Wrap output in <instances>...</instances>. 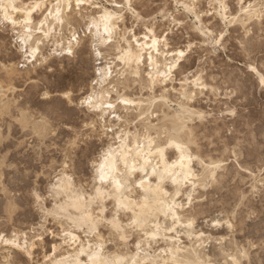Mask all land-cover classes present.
Returning a JSON list of instances; mask_svg holds the SVG:
<instances>
[{
    "label": "snow or ice",
    "instance_id": "1",
    "mask_svg": "<svg viewBox=\"0 0 264 264\" xmlns=\"http://www.w3.org/2000/svg\"><path fill=\"white\" fill-rule=\"evenodd\" d=\"M113 6L140 17L137 11L140 6L134 5L131 0L121 4H115L113 0ZM102 8L104 11L100 17L97 19L92 13L89 21L87 11ZM177 8H182L189 18H195L197 23L194 30L199 34L197 39L202 37L213 49H217L224 40V28L241 22L245 25L244 34L248 35V40L243 44L247 49L255 35L248 34L249 21L259 19L261 50L264 52V0H210L207 10L197 0H183ZM9 10L17 15H10ZM0 13L3 14L0 23L11 24L18 40L16 43L9 38L0 47V79L9 75L15 79V73H23L26 69L30 74L27 77L29 84L36 87L37 95L43 103L53 105L52 111L42 109L37 116L31 108L26 110L22 101L13 105L7 99L12 92L10 85L7 93L0 86V169H7L12 156L6 150H17L13 141L20 139L17 133L23 130V139L31 136L32 145L39 146L42 157L39 163L45 165L43 170L37 166L35 179L43 184L42 177L45 174L48 176V186L46 190H41L33 187V176L28 175L25 181L28 206L40 214L41 226L54 225L51 233L47 227L43 231L33 228L31 235L24 232L21 242L15 229V218L22 202L11 185L6 182L0 184V216L4 218V224L0 225V244L7 246L12 253L0 264H197L182 259L178 255V248L154 251L153 241L167 239V235L162 237L161 234L177 231V225L192 227L190 214L194 206L191 191L196 188L197 182L207 186L209 181L219 179L218 173L228 164V157H224L222 162L218 157L216 161L206 163L207 157L201 159L203 153L193 155L195 150L192 145L194 141L199 144V134L194 125H189V118L195 117L187 111L177 112L176 116H166L162 120L158 107L136 110L134 101L121 98L119 92L121 87L132 84L131 79L125 84L124 76H134L139 83L142 76L140 65L145 58L147 65H154L153 50H157L158 56L159 51H165L167 55L166 50L178 48V52H173L167 71L160 73L164 81L178 75L182 68L181 61L194 47L192 37L185 43L182 35L179 40L172 41L167 31H152L150 44H134V34L117 26L123 17L108 11L101 0H75L74 3L73 0H54L52 3L49 0H29L27 3L0 0ZM157 14L165 20L170 19L172 25L183 23L182 16L170 17L167 12ZM201 15H207L209 21L215 19L216 28L213 31L198 23ZM81 19L84 23L79 28L74 27ZM65 26L70 33L67 45L62 43ZM81 31L83 37L79 35ZM147 39L148 36L145 37ZM54 40L61 41L52 49L57 55L67 51L70 56L75 42L86 54L88 67L93 64L97 66V78H86L85 90L79 97L75 89L69 90L67 86L56 88L42 78L31 75L38 63L44 64L41 46ZM241 40H244L243 35ZM111 49H115V53L110 52ZM17 52L19 56H16ZM13 59L17 62L10 64L9 61ZM105 62L108 68L101 69L99 65ZM116 62L122 70L113 68ZM44 67L47 72L54 73L56 70L53 64H44ZM250 70L256 72L255 67ZM114 71L116 75L113 78ZM190 75H194L190 84L202 83L199 75ZM257 75L261 85H264V69ZM148 79L153 86L158 83L152 74ZM88 80L91 81V91L87 90ZM147 84L148 81H145L144 86ZM97 85L100 86V95L97 94ZM164 91H167L166 87ZM112 92L116 93L115 103L110 95L104 94ZM184 99H188L187 94ZM118 105L124 106L122 111ZM152 112H156L154 119ZM80 113H87V118L73 123L74 116ZM199 118L206 119L204 114H200ZM57 125L67 128L63 134L68 139L63 143H55L56 136L60 134ZM96 136L101 138L99 150L93 149L81 158L84 174L77 185L76 172L68 174L76 168L73 153L79 156L77 149L83 151L82 142L87 137ZM46 146L50 149V156L44 155ZM27 147L29 145L24 143L18 150L23 151ZM230 155L237 153L233 150ZM194 162L206 168L210 175L207 178L197 175ZM23 178L24 170L21 169L19 179ZM169 183L173 189L166 191ZM184 193H188L186 200H179ZM9 216L13 218L11 224L8 223ZM161 217L165 221L163 224L160 223ZM169 217L171 224L167 223ZM49 234L59 237L61 248L69 253L67 257L57 252L55 243L46 241ZM130 242L135 246L132 256L115 258L111 255L109 246H128L131 250ZM48 243H52L51 252L47 248ZM41 247L45 249L42 256ZM57 255L61 256L60 260H56ZM244 255L246 253H240V256ZM207 264L212 262L208 261ZM232 264L246 262L234 259Z\"/></svg>",
    "mask_w": 264,
    "mask_h": 264
},
{
    "label": "rangeland",
    "instance_id": "2",
    "mask_svg": "<svg viewBox=\"0 0 264 264\" xmlns=\"http://www.w3.org/2000/svg\"><path fill=\"white\" fill-rule=\"evenodd\" d=\"M49 1L54 2V0ZM101 2L108 9L118 11V14L123 17L118 22V27L121 30L127 29L129 34H134V44L136 41L140 43L145 41L144 35L146 30L149 29V25L157 33L167 31L172 41L179 40L182 35L186 43L189 37H192L194 47L186 53V59L181 61L182 68L174 78L168 79L165 81L166 83H158L159 85L157 84L152 88V91L149 83L146 87L144 86V82L149 81L148 76L152 71V67L147 65L146 62L142 65V76L139 83L134 76H124V78L122 77L124 83L127 84V81L131 79L132 84L121 87L119 91L120 93L126 92L137 102L142 101L144 108L148 107L147 109L151 110L158 107L162 119L165 114L173 115L179 111V105L187 102L181 96L180 91L183 86L186 85L187 88V84H189L188 89L195 90L193 85L189 83L190 80H194V75L190 74L202 75L207 87L202 91L196 89L194 99L189 103L187 102L194 110L202 112L206 117L205 120H201L199 116H195L193 121L189 123V125H194L196 132L199 134V144L193 145L192 149L195 150V153H203L201 158L207 157L205 162H209L211 158L217 159L219 157L223 160L224 157H228V164L218 173L219 179L216 182L210 183L206 189L196 186L191 191L194 206L193 212L190 214L191 218H194L192 227L186 228L181 224L177 225V231L173 233H162L161 236L167 235V239L161 238L158 241H153L154 251L160 252L162 248L178 247L184 252L189 248H200L202 253L207 257L210 256L208 261H211L212 264H232V258L227 255L238 253L244 247L250 256L247 258L241 257V260L245 261L246 264H264V88L260 86L256 72L250 70L252 67H255L259 72L264 69V52L261 50L260 43L261 22L259 20L249 22L248 34L255 33V35L248 43L247 49L243 47V44L248 40V35L244 34L245 25L242 23L229 24L224 28V40L217 49H213L210 44L204 42L202 37L197 39L199 34L194 30V25L197 23L195 18H189L182 8H177V5L183 0H132L134 5L140 6L137 9L140 13L139 18L134 17L127 10L121 12L113 6V0H101ZM114 3L121 4L124 3V0H114ZM197 3L202 4L204 9L207 10L210 0H197ZM101 10H88L87 18L89 21L92 18V13H95L98 17ZM158 12H167L170 17L182 16L183 23L172 25L170 19L165 20L163 16H158ZM83 23L84 20L81 19L74 27L79 28L80 24ZM198 23L209 31L216 28L215 19L209 21L207 15H201ZM3 24L0 25V47H3L9 38L18 43L12 25L4 24L3 26ZM220 26L223 27V24L221 23ZM64 29L63 38L66 43L70 33L67 26ZM79 35L83 37V31ZM242 35L244 40H241ZM254 46L255 48H253ZM56 47L53 42H50L42 47L43 51L41 53L44 64H53L56 69L55 72H47L44 64L38 63L37 67L32 69L31 75L34 78H42L56 88L67 86L69 90L75 89V94L79 97L85 90L86 78H97V66L93 64L88 67L86 54L76 44L73 47V55L70 56L56 55L52 51ZM110 52L115 53V49H111ZM16 56H19L18 52ZM165 58L163 57L160 60L163 61L159 65L160 71L165 69ZM167 59L169 60L170 56H167ZM249 61H251V64H249ZM16 62L15 59L9 61L10 64ZM106 64L107 62L99 65V67L102 68ZM113 67L115 68V65ZM115 69L119 70L121 67ZM29 75V72L25 69L23 73H15V79L11 75L0 79V86L4 88L6 93L9 85L11 86L12 92L7 95V99L13 105L18 101H22L24 108L26 110L31 108L37 116H39L42 109L52 111L53 105L43 103L41 97L37 95L36 87L29 84L27 79ZM160 78L163 79L162 76ZM165 87L167 91H164ZM99 89V85H97V90ZM87 90H92L90 80L87 82ZM115 94V92L111 94V96H114L112 97L113 100L116 99ZM1 99L0 102H2ZM118 108L121 111L123 110L119 105ZM136 110H139L137 105ZM87 116V113L75 115L73 123L81 118H87ZM155 117L156 112H152V118ZM109 120H111V117H109ZM57 130L60 134L56 136L55 143H63L68 139L63 134L67 131V128H60L57 125ZM17 136L20 139H14L13 141L17 150H6L10 151L12 159L7 169H0V184L6 182V184L11 185L16 190L17 198L22 202L15 218V229L18 230L21 237H23L22 233L24 232L31 235L33 228H39L40 231H43L44 227H47L48 232L51 233L54 225L41 226L40 214L29 208L28 189L25 186L28 175L33 176L34 188L46 190L48 186L47 174L42 177L43 184L35 179L37 166L42 170L45 167V165L39 163L42 159L39 155L40 148L32 145L31 136L26 140L23 139V130L18 132ZM24 143H27L29 147L19 151V147ZM100 143L101 138L99 136L95 138L87 137L82 142L83 151L77 149L79 156L76 155V152L73 153L76 168L70 170L68 174L72 175V172H76L77 185H79L84 174L81 158L93 149L99 150ZM233 150L237 155H230ZM44 155H51L47 146L44 148ZM248 162L249 165H247ZM193 168L196 172L202 173V166L198 162L194 163ZM21 169L24 170L23 179H19ZM172 189L173 186L169 183L166 190L171 191ZM9 194L11 195V192ZM187 195L188 193H184L178 199L186 200ZM12 219L9 216V224L12 223ZM228 220L230 224L227 222ZM160 221L161 224L165 223L164 218ZM167 223L171 224V218H168ZM3 224L4 218L0 216V225ZM46 241L55 243L59 249L57 252L68 253V251L61 248L62 241L58 236L49 234ZM130 244L131 250L128 246L123 248L109 246L111 255L132 256L135 246L134 243L130 242ZM47 248L51 252L52 243H48ZM44 250L43 247L40 248L41 256ZM11 254L7 246L0 244V261ZM161 255L163 254L161 253Z\"/></svg>",
    "mask_w": 264,
    "mask_h": 264
},
{
    "label": "bare ground",
    "instance_id": "3",
    "mask_svg": "<svg viewBox=\"0 0 264 264\" xmlns=\"http://www.w3.org/2000/svg\"><path fill=\"white\" fill-rule=\"evenodd\" d=\"M6 2H7V0H6ZM27 2H29V1H22V0H16V3H27ZM50 2V1H49ZM53 2V1H52ZM75 2V0H73V3ZM124 2H125V0H124ZM178 2V1H177ZM51 3V2H50ZM131 3H132V0H131ZM182 3V2H181ZM107 10L108 11H111V12H113L114 14H117V15H120V14H118L119 12L118 11H115V10H111V9H108L107 8ZM104 11V9L102 8V10H101V12L99 13L100 15L102 14V12ZM122 12V11H121ZM9 14L10 15H12V16H16L17 14L16 13H12L10 10H9ZM123 14V13H122ZM100 15L97 17V19L100 17ZM256 20H259V19H256ZM0 21H3V14L2 13H0ZM260 21V20H259ZM250 22V21H249ZM4 24H8L7 22H3ZM3 23H1L0 25H2ZM243 25H244V23L243 22H241ZM4 24H3V26H4ZM179 24H181V23H179ZM2 26V27H3ZM118 26V25H117ZM66 27V26H65ZM119 28V27H118ZM65 30V29H64ZM17 31H22V30H17ZM57 31H59V28L57 29ZM101 31H103V25L101 24ZM147 31H148V33H147ZM146 31V34L144 35V37H146V36H148V39L147 40H145V38H144V42L143 41H141L142 43H140L139 41H136V43L137 44H139V45H144V44H150L151 43V39L153 38L152 37V35H151V32L152 31H154V32H156L157 33V31L154 29V28H150V29H148ZM158 38H160V39H163V37H158ZM66 39V38H65ZM53 43H54V45H58L59 43H61V41L60 40H54L53 41ZM62 43L63 44H68V39L66 40V43H65V40H64V38H63V40H62ZM135 43V44H136ZM250 43V42H249ZM261 43V42H260ZM259 43V44H260ZM258 44V45H259ZM74 45L75 44H73V47H74ZM44 45H42L41 47H43ZM120 46V45H119ZM118 46V47H119ZM125 48L127 47V46H124ZM253 48H255V46L253 47ZM251 49V48H250ZM167 51V55L165 54V51H159V55L157 56V50H153V52H152V58H153V61L155 62L154 63V65H150V67H152V71L149 73V75L150 74H152V76H153V78L156 80V81H158V83H160V82H164V83H166L163 79H161L160 78V73H164V72H166L167 71V65H168V63L172 60V55H173V52H178L179 51V49H174V50H166ZM250 51V50H249ZM253 51V50H252ZM55 53V52H54ZM188 53V52H187ZM250 53V52H249ZM254 53V52H253ZM57 55V54H56ZM64 55L65 56H69L68 54H67V51L64 53ZM71 55H73V51H72V54ZM59 56V55H58ZM167 56H170V59L168 60L167 59ZM163 57H166L165 58V69H164V71H160L159 70V65H161V62H163V61H160L161 60V58H163ZM62 58V57H61ZM185 60V59H184ZM183 61V60H182ZM147 62V59L145 58V60L144 61H142V63H141V65H140V71L142 70L141 68L143 67L142 65H144L145 63ZM113 65H115V68H120L121 67V65L117 62V63H114ZM108 68V64H106L105 66H103L101 69H107ZM114 68V67H113ZM114 68V69H115ZM133 68H135V65H133ZM119 70H122V67H121V69H119ZM259 71H257V69H256V75H257V73H258ZM115 75H116V73H115V71L113 72V78L115 77ZM200 76V80L202 81V83L200 84V85H196L195 83H191L192 85H193V88H195V90H193V91H191V90H189L188 89V85L189 84H187V88H186V85H185V87L183 86L182 87V90L180 91L181 92V96H182V98H184V95L185 94H187V96H188V99L186 100L188 103L190 102V101H192L193 99H194V95H193V93H195L197 90H203V89H205L206 87H207V85H206V83L204 82V78L202 77V75H199ZM258 76V75H257ZM149 77V76H148ZM124 78V77H123ZM189 80V79H188ZM258 80H259V84H260V86L262 87V88H264V85H261V83H260V79H259V76H258ZM191 81V80H190ZM148 83H149V86L151 87V90H152V88H154L158 83H156L155 84V86H153L152 85V83H151V81L149 80L148 81ZM245 83H247V82H245ZM159 85V84H158ZM149 87V88H150ZM260 87V88H261ZM99 88H100V86H99ZM197 89V90H196ZM245 89V88H244ZM243 89V90H244ZM126 90V89H125ZM153 91V90H152ZM120 92V91H119ZM114 93V92H113ZM113 93H104L106 96L107 95H110L111 96V94H113ZM97 94L98 95H100L101 93H100V91L98 90L97 91ZM121 94V98H127V99H129V100H132V101H134V103H135V105H137V109H140L143 105H142V101H139V102H137V101H135L131 96H129L126 92L124 93H120ZM116 95V94H115ZM244 95V94H243ZM111 97H114V96H111ZM2 100V99H1ZM154 100V99H153ZM112 102L113 103H115L116 102V99H114L113 100V98H112ZM184 103V104H180L179 105V111H177V112H184V111H187L188 113H190V114H192V116H199L200 114H203L202 112H200V111H196V110H194L191 106H189L188 105V103ZM153 103V102H152ZM149 105V104H148ZM150 105H152V104H150ZM121 106V108H124V106L123 105H119V107ZM131 107V106H130ZM144 107V106H143ZM151 107V106H150ZM148 108V107H147ZM177 112H175L173 115H170V114H165V116L162 118V119H164L166 116L167 117H174V116H176V114H177ZM191 121H193V118H189V120H188V123H190ZM193 145H196V142L194 141L193 142ZM192 145V146H193ZM225 148H227L226 146H225ZM227 152V151H226ZM197 153V152H196ZM195 153V151H193V155H195L196 154ZM204 158V157H203ZM202 159V158H201ZM217 159L215 158H211L210 160H209V162H206V163H211L212 161H216ZM223 160L222 159H220V162H222ZM195 163V162H194ZM263 163V162H262ZM194 165V164H193ZM247 165H249V162H248V164ZM246 165V166H247ZM195 171V170H194ZM196 172V171H195ZM197 173V175H199V176H201L202 178H207L209 175H210V173H209V171L206 169V168H204V167H202V173H198V172H196ZM214 182H216V181H214ZM210 183H212V181H209V183L207 184V186H205V184L203 183V182H197V187H201V188H204V189H206V187H208L209 186V184ZM223 183V182H222ZM255 187V186H254ZM256 189H257V187H255ZM222 189V188H221ZM166 190V189H165ZM166 191H168V190H166ZM241 194V193H240ZM237 197V196H236ZM240 197V196H239ZM242 202V201H241ZM244 205V204H243ZM163 217H161L160 218V220L162 219ZM170 218V217H169ZM192 219V221H193V223H194V218H191ZM217 222V221H216ZM229 224H230V221L228 220L227 221ZM160 223H161V221H160ZM183 223H186V221H184ZM193 223H192V225H193ZM218 223V222H217ZM19 235V234H18ZM22 235H23V233H22ZM21 237V236H20ZM23 241V237H21V242ZM249 244H251V243H249ZM243 247V246H242ZM241 247V248H242ZM253 247V246H252ZM171 248H175V247H171ZM178 248V247H177ZM235 248V247H234ZM237 248V247H236ZM244 248V247H243ZM242 248V250H240L238 253H235V254H233V255H227V256H229V258H232L231 260H234V259H240L241 257L243 258V257H249L250 255H249V253H248V251L246 250V248H244L243 249ZM56 249L57 250H59L58 249V247H56ZM179 249V248H178ZM185 249H187V248H185ZM238 249V248H237ZM248 249V248H247ZM180 250V249H179ZM236 250V249H235ZM239 250V249H238ZM226 252V251H225ZM58 253H60V252H58ZM67 253V252H66ZM240 253H246V255H244V256H239V254ZM68 254L69 253H67V254H63V256H65V257H67L68 256ZM204 253H202L201 252V250H200V248H192V249H190L189 248V250H184V252L183 251H179V253H178V255L182 258V259H185V260H188V261H193V262H197V264H207V262H208V259L210 260V258H208V257H210V256H206L205 254L203 255ZM113 257H115V258H119V257H121L122 255H119V254H116V255H112ZM56 260H60L61 259V256L60 255H57L56 257ZM225 258V257H224ZM241 258V259H242ZM228 260H230V259H228Z\"/></svg>",
    "mask_w": 264,
    "mask_h": 264
}]
</instances>
